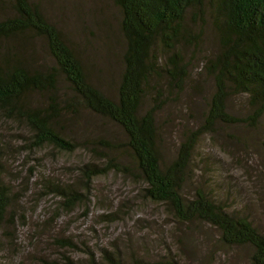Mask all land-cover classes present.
Returning a JSON list of instances; mask_svg holds the SVG:
<instances>
[{
  "label": "rangeland",
  "instance_id": "374dc122",
  "mask_svg": "<svg viewBox=\"0 0 264 264\" xmlns=\"http://www.w3.org/2000/svg\"><path fill=\"white\" fill-rule=\"evenodd\" d=\"M34 1L79 50L93 81L114 94L126 49L120 8L113 0ZM198 24L201 41L184 47L190 77L183 90L167 86L156 114L167 161L205 122L215 92L206 62L217 51L218 38L209 16ZM37 55L39 62L53 64L42 44ZM60 86L62 95L71 93L64 80ZM34 99L35 104L46 103L40 94ZM153 101L149 96L145 108ZM227 110L243 119L254 111L245 93L230 96ZM64 119V132L79 142L73 151L32 147L27 125L0 119V174L12 198L0 226V264H87L90 251L99 254L115 246L125 250L126 264H250V247L221 244L219 231L209 224L177 221L164 203L144 196L145 183L136 174L110 166L86 185L85 164H108L98 154L134 166L127 135L114 122L84 109ZM106 140L112 147L102 144ZM192 156L185 195L205 189L264 232V114L256 121L217 122L198 137ZM58 184L73 185L82 193L81 201L66 207L64 197L52 190ZM68 239L77 246L67 245Z\"/></svg>",
  "mask_w": 264,
  "mask_h": 264
},
{
  "label": "trees",
  "instance_id": "16d2710c",
  "mask_svg": "<svg viewBox=\"0 0 264 264\" xmlns=\"http://www.w3.org/2000/svg\"><path fill=\"white\" fill-rule=\"evenodd\" d=\"M113 2L120 8V28L126 40L123 69L114 94L93 81L79 50L48 18L40 3L0 0V119L27 125L32 147L52 145L67 151L75 150L79 142L64 132V117L74 118L84 109L109 119L127 135L126 147L134 166L118 165L109 155L98 154L108 164H85L82 173L86 185L106 174L110 166L136 174L145 183L144 196L164 203L174 219L209 224L219 231L221 244L250 247V264H264V232L248 215L231 210L205 189H197L193 197L184 193L193 150L202 133L219 121H256L264 114V0ZM207 16L218 38L217 51L206 62L215 92L205 122L189 133L176 157L167 161L156 114L167 86L184 89L190 77L184 47L201 41L203 29L197 27ZM38 44L46 48L53 64L38 61ZM62 80L71 92L68 95L60 92ZM241 93L248 95L254 109L246 119L227 110L229 97ZM38 94L46 103L35 104ZM149 96L154 101L145 108ZM102 144L112 147L108 140ZM1 167L0 162V172ZM52 190L64 197L68 208L81 201L82 193L73 185L58 184ZM11 202L8 185L0 174V226L7 219ZM70 240L67 245L77 246ZM119 248H103L99 254L90 251L87 264H126L125 250Z\"/></svg>",
  "mask_w": 264,
  "mask_h": 264
}]
</instances>
